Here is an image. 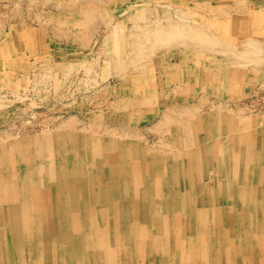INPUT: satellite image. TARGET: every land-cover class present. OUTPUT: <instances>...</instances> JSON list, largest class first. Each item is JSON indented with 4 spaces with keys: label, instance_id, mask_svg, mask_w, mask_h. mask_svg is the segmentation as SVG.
Here are the masks:
<instances>
[{
    "label": "rangeland",
    "instance_id": "1",
    "mask_svg": "<svg viewBox=\"0 0 264 264\" xmlns=\"http://www.w3.org/2000/svg\"><path fill=\"white\" fill-rule=\"evenodd\" d=\"M0 25V207L9 205L8 194L15 193V202L25 200L22 189L11 190L9 185H18L17 179L24 181L28 168L38 170L27 178L33 182L30 189L35 194L29 192L33 206H43L42 193L67 181L78 191L75 198L82 212L91 209L90 203L96 206L103 200L107 207L116 201L112 198L115 188L105 180L98 184L90 178L103 169L111 173L107 166L94 168L97 161L112 162L115 174L123 177V168L132 182L123 190L134 195L133 205L145 212L136 211L130 222L150 223L146 240L156 234L164 236L166 263L162 264H210L205 262L210 259L206 254L199 263L184 257L183 252L191 250L188 245L178 244L172 233H165L171 217L157 211L164 210L169 192L153 193L145 179L138 183L142 188L137 186L142 191L132 192L136 187L132 179L137 177L133 162L140 163L137 173L142 178L151 168L158 174L149 179L165 186V182L174 184L178 174L201 175L204 187L216 186L220 153L225 144L233 149L227 141L240 133L264 138V0H0ZM211 115L220 116L217 124L224 129L206 138L197 122ZM197 136L199 147L225 142L217 155L202 153L203 166L190 153L197 147L190 137ZM128 146L121 164L115 157ZM192 159L194 165L189 166ZM263 167L264 162L261 172ZM79 174L77 179L83 180L86 189L78 188ZM262 178L260 183L264 173ZM239 182H235L239 189L264 187L249 174ZM229 197L221 200L228 220L216 224L218 210L210 208V224L207 219L198 220V236L187 227V220L197 213L181 210L172 226L184 241L193 240L189 246L196 243L204 249L211 238L207 252L219 249L213 244L219 226L226 231L221 241L231 245L234 240L235 252L241 251L236 257L227 256L226 264L244 260L253 264L256 255H251L250 247L256 252L258 245L249 238L260 230L248 223L254 219V208L249 210V199ZM206 203L198 200L193 205ZM45 216L40 222H46ZM4 223L0 222L1 237L11 238ZM61 229L67 231L65 226ZM69 232L71 241L78 237ZM229 235L233 240H228ZM35 236L43 240L51 236V241H43L45 258L37 264H55L57 236L48 229ZM22 238L27 245L30 238ZM159 239L155 237L156 244ZM112 241L117 249L132 243L123 236ZM6 242L10 248L5 249L12 254L13 242ZM103 251L99 248L88 264H102ZM159 252L148 255L147 264H159ZM126 257L119 255L115 264H139L135 255Z\"/></svg>",
    "mask_w": 264,
    "mask_h": 264
},
{
    "label": "bare ground",
    "instance_id": "2",
    "mask_svg": "<svg viewBox=\"0 0 264 264\" xmlns=\"http://www.w3.org/2000/svg\"><path fill=\"white\" fill-rule=\"evenodd\" d=\"M2 25L4 26V24ZM224 117L225 116L222 115V118ZM216 118H218V121L221 123L220 116L217 117L216 115H211L205 121L202 119L201 122H197V126H199L201 130H203V132L205 133L204 136L206 135V138H210L211 134H217L220 130L222 132V130L224 129L222 126H219L217 124ZM238 136L239 137H235L233 140L227 141V143H230L232 145V148L234 150L230 149L226 144L223 147V143H225L223 140L212 142L211 144L207 145V147L205 144L200 145L201 147H199L196 145V142H198V136L196 138L190 137L193 141L191 143H195V145L197 146L196 149L194 148V146V149H192L190 153L198 158L197 163L199 165L201 163V166L204 165V159L202 162V158H205L201 156L202 153L208 152L210 155H217L219 149L222 147L224 148V150L220 153V155H222L221 168L218 170V183L216 186L214 185L204 187L205 185L203 184L201 175H198V177L196 178H191L190 176L186 177L182 174H178L176 177L174 176V184H169V182H165L167 185L165 186L164 183L159 184L154 179H149L151 178V176L155 178V176L158 174L157 171H154L151 168L147 170L146 176L144 174L145 177L142 178V176L137 173L138 168L141 167L140 163L133 162V175H136L137 177L132 179L133 183L136 184V187L133 188L132 192H135L137 194V192H140V190L142 191V189L139 190L138 188H142L143 185H139L138 183L141 182V180L143 179L148 181L147 184L149 185V188L151 187V191L153 193L157 191L169 192L168 195L166 194V201L163 202V207L160 206L164 210H159L157 212L162 213L161 215H168L169 217H171L169 220L170 227L166 229L165 233L169 235L170 233H172V238L178 244L188 245L191 250L184 251L183 256L189 259L190 261L192 260L196 261V263H199L197 261H200V256L202 254L203 256H205L206 254L207 258L211 259L205 261L206 263L226 264L227 256L231 255L232 257H236L241 251L239 250L235 252V243L231 235L228 236L229 241L233 240L231 241V245H228L226 244V242L221 241L223 235L226 234V231H224L225 229L223 228L219 229V226H216V230L214 229L215 232L213 234V244H215V246H217L219 249L214 248L213 251H205L206 247H211V238H209L204 249L196 243L193 246H189L193 242V240H190L187 243L181 238L180 234L172 226V220H174V215L179 214L181 210H184L185 214L191 212L194 216L197 213L196 218L191 217L187 220V227L189 228V231H192L189 233H195L198 236V234L201 233L200 231H196V225L198 224V220L200 221L207 219V225H209V220L211 219V209L213 210L215 208L216 210H218V215L214 217L215 222H217L216 224L228 220V217H225V215L223 214V210L221 208V200L226 197L230 198L229 196H234V199H237V201L242 199H249V210L250 208H254V219H250L248 223H251V225L259 226L258 228L260 230H257L255 232L257 235L256 237L249 238V240H252L258 245V251L253 252L252 249L255 247H250V253L252 256L256 255L255 263L253 264H264V207L261 206L264 202V187L254 185L250 189L245 190L239 189V187L236 186L237 183H235L236 181H240L239 183H243V181H245V176L249 174V176L253 178L254 182H258L259 184L264 185V182H259L260 180H263L262 176L264 173V167L262 172L260 170L262 163L264 162V138L256 137L255 139H253L254 137H246L243 136L242 133L238 134ZM25 145L26 144L24 143V146ZM129 148L130 147L128 146L124 149L122 153L118 154V156L115 157V159L122 161L121 164L124 163V159L120 158H123V156L128 153ZM193 160L194 159H192V162ZM229 163L230 165H227ZM97 164L98 165H95V167L93 165V167L100 168L107 166L111 173L108 170L103 169L101 171L102 173H96L95 176H93V174L91 175V182H97L98 184H102L105 180L106 184L111 185L115 188H113L115 194L112 195V198H114V200L116 201L112 202L110 205L105 207L104 205L106 203L104 202L106 200L100 201L99 204H96V206H92L93 203H90L91 201L89 200L90 205L88 209H91L89 211L87 210L86 212H82L81 208L79 207V203L81 202L79 201V199L75 198V195L78 193L77 189H74L73 191V187L70 188V186H73V184L69 185L67 181L63 184L58 183L55 188L53 187L51 188V190H47L48 192L46 190L45 193L41 192L43 194V196L41 197H43L44 200L43 206H33L29 198V192L34 193V191L31 192L30 189L33 184L30 179L33 175L37 173L38 170L35 171L31 168H28L25 171L24 178H26L24 181H20L17 179L16 182L18 183V185L13 182L10 183L9 189H22V191L24 192L23 194H26V197L23 202L18 203L15 202L17 201V199H14L15 193L8 194L7 198L10 200L9 205L5 207H0V222L4 223V220H6L8 223L10 222L11 225L9 226V228L6 225L8 223L4 224L6 230L9 229L10 234L12 235L11 238H6V234L4 235V237H1L2 233H0V264H37L40 261H42L41 263H43V260L45 258V253L43 251L45 243H43V241L46 240V242H48L47 240H50L51 236H47L46 239L44 238V240L37 238L35 234H37L42 229H48L49 233L52 232L53 234H55L57 236L56 238L58 239V242L60 243L58 246L59 252L57 253L59 257H56L57 260H53L55 264H88L90 258L94 256L95 252L97 253V250L99 248L104 250L102 254L105 255L102 260V264H115V260H117V257L119 255L122 258L123 256L129 257L135 255V260H137V263L143 264L145 261V264H147V256L151 255L152 252L156 253L158 250H161V252L157 253V255H159V264L165 262V258H163V247L165 246V243L162 242V239H164L163 234L153 235L152 240H146L145 238L149 237L151 234V232L147 229V227H149L147 224L150 223L146 224V222H144V225H133L130 222V220H132L131 216L134 215L136 211L141 215H145V212H141L140 209L137 210V205H133V203H135L133 200L135 196L130 195L129 193L127 194L128 191L126 192L125 190H123L126 183L131 182H128V179L125 177L124 169L122 168L123 177H120L119 175L115 174L114 163L97 161ZM193 165L194 162L189 166ZM172 166V168L178 169L177 166ZM157 167L161 168L162 165L158 164ZM208 167L211 166L208 165ZM105 171H107V173H105V178H103ZM230 171L234 177L230 176ZM75 173L76 171H74V174ZM79 176L80 174L76 176V179ZM28 177H30V179H27ZM258 179L260 180L258 181ZM101 180L103 182H101ZM47 181L49 180L47 179ZM77 181H79L77 183L78 188L79 186H81L86 189V185L83 183L82 179H77ZM250 182L252 181L250 180ZM131 183L129 185H131ZM86 191L87 190H85V193ZM88 196L89 195H87V198ZM32 197L34 196L32 195ZM109 197H107L108 200H113L111 196ZM70 199L71 205H68ZM198 200L207 203L202 205L201 207H194L193 203ZM184 203L186 205H191L192 207L186 209L183 206ZM207 204H213L214 207L208 208L206 207ZM222 206L225 207L226 204L224 203ZM254 211L252 212L253 214ZM82 214H84V216H82ZM105 214H108L109 217L104 218ZM44 216L46 217V222L44 223L43 220H41L40 222V218ZM143 218L145 220V216ZM61 226H65L67 228V231L63 232ZM69 231L75 232L74 235L78 237H74L75 240L71 241V238L67 236ZM20 235L23 236V238H30V240L26 242L27 245L24 242L23 243L25 245L22 243L23 240H21ZM121 236L131 239L132 243L129 247L127 246L128 248H123V246L119 245V249H117L116 246L112 244V239L119 240ZM8 237L10 236L8 235ZM155 237L160 238L157 244L155 243ZM6 241H9V243L13 242L15 251L12 252V254H10L5 249L10 248L8 247ZM29 245L31 248L26 249V246ZM231 248L232 252L230 250ZM259 249L261 250L259 251ZM6 252L8 255H5ZM39 252L40 254L38 255ZM98 255H100V253ZM231 262L232 261H228V264H231ZM249 263L250 261L244 260L241 264ZM44 264L50 263L46 262Z\"/></svg>",
    "mask_w": 264,
    "mask_h": 264
}]
</instances>
